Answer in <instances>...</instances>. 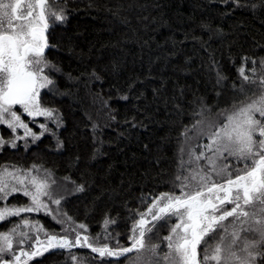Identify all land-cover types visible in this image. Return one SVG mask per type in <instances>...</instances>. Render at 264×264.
I'll return each mask as SVG.
<instances>
[{"label": "trees", "instance_id": "16d2710c", "mask_svg": "<svg viewBox=\"0 0 264 264\" xmlns=\"http://www.w3.org/2000/svg\"><path fill=\"white\" fill-rule=\"evenodd\" d=\"M49 5L65 16L50 18L46 33L45 57L53 67L45 73L53 84L40 90L39 101L53 116L22 115L35 136L0 124V139L8 141L0 147V174L7 169L36 176L47 182L50 196L41 197L47 209L0 222V234L27 220L40 224L45 238L47 233L74 240L79 232L94 246L128 247L134 225L157 197L179 195L184 177L198 167L207 170V160L194 157L206 152L210 133L260 94L264 0H49ZM15 110L22 112L20 106ZM224 163L243 167L233 157ZM6 179L10 187L23 188L11 176ZM57 199L59 204L52 202ZM29 205L22 190L6 198L0 193L1 207ZM259 207L253 202L245 210ZM149 222L155 227L146 241L160 245L157 257L134 251L101 258L87 247L49 248L26 264H134L138 255L159 261L168 252L162 240L175 219ZM26 233L25 244L12 251H35L37 232ZM222 234L206 239L214 247ZM242 234L259 239L253 232ZM258 247L257 264H264V246Z\"/></svg>", "mask_w": 264, "mask_h": 264}, {"label": "snow or ice", "instance_id": "6c2138e0", "mask_svg": "<svg viewBox=\"0 0 264 264\" xmlns=\"http://www.w3.org/2000/svg\"><path fill=\"white\" fill-rule=\"evenodd\" d=\"M50 18L62 21L65 16L62 12L51 11L49 0H0V124H6L13 132L18 128L23 129L25 137L35 134L22 120V115L53 116V110L42 107L39 101L40 90L53 84L45 73V69L53 67L45 57V50L50 47L46 35ZM241 75L244 80L249 81L250 78L244 74L243 69ZM259 87L260 94L228 114L226 122H222L220 127L210 133L209 143L204 146L206 152L194 157L197 161L206 159L207 170L198 167L184 177L187 183H182L179 195L162 193L157 197L134 225L130 246H94L88 236L81 237L79 232L74 240H70L67 235L58 237L45 233L47 247L32 252L21 248L19 255H15L12 261L0 258V264H21L22 256L31 259L42 255L49 248L70 250L73 247H87L101 258H119L134 251H147L151 253V257H157L160 245H149L146 241V235L152 233L155 224L147 226L150 222L145 216H151L152 221H163L165 224L170 219H175L169 234L162 240L167 242L168 252L162 258L167 264H253L255 254L250 249L264 246V215L257 219L256 212L249 213L245 210L246 206L257 202L262 206L259 212L264 214V78L259 81ZM15 106H20L22 112L18 113ZM4 143L8 141L0 139V147ZM10 143L15 147L14 141ZM229 157L235 158L243 167L233 168L231 164L224 163ZM9 176L23 188H17L15 184L10 187L6 179ZM28 184L34 191L29 190ZM48 187L46 181L36 176H15L5 169L0 174V193L6 198L11 193L22 190L25 196L30 197L31 205L0 208V220L18 216L22 212L47 209V204L41 197L50 196ZM187 188H191V191L184 190ZM52 202L60 203L58 199ZM226 204H232L233 207L226 209ZM229 217L233 220L226 224ZM23 223L27 226L29 221L25 220ZM78 228L84 229L86 226L79 224ZM40 230L37 228V231ZM242 231L256 233L259 237L245 241L240 251L247 253L246 256L239 255L235 250ZM15 232L16 229H13V233ZM219 233L223 235H220L219 241L212 247L206 238L215 239ZM19 235L23 238L18 242L21 244L24 239L29 238L27 233L21 232ZM229 236L231 240L226 244ZM35 242L43 243L38 238ZM201 245H204L202 255L198 251ZM12 250L11 235L0 234V254ZM71 259L77 258L72 256ZM134 264H159V261L154 262L149 258L145 262L138 255Z\"/></svg>", "mask_w": 264, "mask_h": 264}, {"label": "rangeland", "instance_id": "374dc122", "mask_svg": "<svg viewBox=\"0 0 264 264\" xmlns=\"http://www.w3.org/2000/svg\"><path fill=\"white\" fill-rule=\"evenodd\" d=\"M185 191H191V188H187V189H185ZM0 208H4V207H1L0 206ZM261 207H259V209H260ZM259 209H256V213H257V216H256V218L257 219H260L261 218V216L262 215H264V214H261L260 212H259ZM254 212V211H253ZM8 219V217H6L4 220H0V222H3V221H6ZM145 219L147 220V221H151V216H145ZM239 225H237V227H238ZM20 228H23L24 230H21ZM37 228H39V229H41L42 230V226L40 225V224H31V223H29L27 226L26 225H24V223L22 222V223H20L19 224V227L18 228H16V232L15 233H13V231H11V233H10V235H11V238H12V242H13V248L15 247V246H18V245H21V243H18L20 240H19V237L18 236H20L19 235V233H21V232H23V233H26L27 231H29L30 229L32 230V231H35V232H37L36 234H37V238L41 241V242H43V243H41V244H36V242H34V244H33V246H34V250H42L44 247H47V238H45L44 236H42L41 234H40V232H42L41 230L40 231H37ZM229 231H231V228H230V230ZM241 234V233H240ZM256 234V233H255ZM27 235H29L28 233H27ZM223 235V234H222ZM230 240H231V236H229L227 239H226V241H225V243L227 244V243H229L230 242ZM251 241L252 240V236L251 235H246V234H242V235H240V239H239V241H238V244L236 245V251L238 252V254L239 255H241V256H246L247 255V253H245V252H242V251H240V249L241 248H243L244 247V243H245V241ZM25 244V242L22 244V245H24ZM257 248V247H256ZM259 248V247H258ZM20 249L21 248H17L16 249V251H10V252H7V253H2V254H0V258H2L3 260H9V261H12L13 259H14V256L15 255H19V253H20ZM23 249V248H22ZM261 249V248H260ZM14 250V249H13ZM254 254H255V258H254V261H253V264H257V262L260 260V255H261V253H262V250H261V252H259L258 250H257V252L256 251H254V248L253 249H250ZM258 253V254H257ZM27 260H29L27 257H21V264H24ZM158 259H156V261H157ZM159 264H167V262L166 261H164L163 259H161V260H159Z\"/></svg>", "mask_w": 264, "mask_h": 264}, {"label": "water", "instance_id": "95a60500", "mask_svg": "<svg viewBox=\"0 0 264 264\" xmlns=\"http://www.w3.org/2000/svg\"><path fill=\"white\" fill-rule=\"evenodd\" d=\"M48 31V30H47ZM47 51V49L45 50V52Z\"/></svg>", "mask_w": 264, "mask_h": 264}, {"label": "flooded vegetation", "instance_id": "af4514ba", "mask_svg": "<svg viewBox=\"0 0 264 264\" xmlns=\"http://www.w3.org/2000/svg\"><path fill=\"white\" fill-rule=\"evenodd\" d=\"M27 261H29V260H27ZM27 261H26V263H27Z\"/></svg>", "mask_w": 264, "mask_h": 264}]
</instances>
